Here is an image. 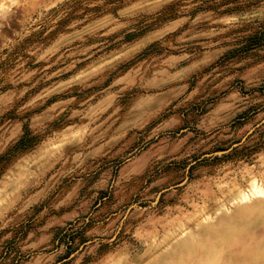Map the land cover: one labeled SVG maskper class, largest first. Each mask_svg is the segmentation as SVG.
Listing matches in <instances>:
<instances>
[{
  "label": "rangeland",
  "instance_id": "1",
  "mask_svg": "<svg viewBox=\"0 0 264 264\" xmlns=\"http://www.w3.org/2000/svg\"><path fill=\"white\" fill-rule=\"evenodd\" d=\"M23 131L0 264H264V0H0Z\"/></svg>",
  "mask_w": 264,
  "mask_h": 264
},
{
  "label": "trees",
  "instance_id": "2",
  "mask_svg": "<svg viewBox=\"0 0 264 264\" xmlns=\"http://www.w3.org/2000/svg\"><path fill=\"white\" fill-rule=\"evenodd\" d=\"M250 38L251 37L249 36L247 37L248 41L250 40ZM35 140V136H31L26 131H23L19 138L0 155V161L9 160L17 152L22 151L33 145L35 143Z\"/></svg>",
  "mask_w": 264,
  "mask_h": 264
},
{
  "label": "water",
  "instance_id": "3",
  "mask_svg": "<svg viewBox=\"0 0 264 264\" xmlns=\"http://www.w3.org/2000/svg\"><path fill=\"white\" fill-rule=\"evenodd\" d=\"M250 130H251V129H250ZM250 130H249L248 132H250ZM248 132H247V133H248ZM245 136H246V135H244V136L241 138V140H242ZM241 140H240V141H241ZM240 141L231 144V146H229L227 149L223 150L222 152H226V151L230 150L232 147L238 145V144L240 143Z\"/></svg>",
  "mask_w": 264,
  "mask_h": 264
},
{
  "label": "bare ground",
  "instance_id": "4",
  "mask_svg": "<svg viewBox=\"0 0 264 264\" xmlns=\"http://www.w3.org/2000/svg\"><path fill=\"white\" fill-rule=\"evenodd\" d=\"M263 192V191H262Z\"/></svg>",
  "mask_w": 264,
  "mask_h": 264
}]
</instances>
